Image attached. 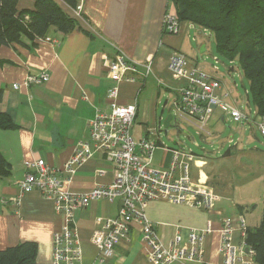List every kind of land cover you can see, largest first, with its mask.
<instances>
[{
    "label": "crops",
    "instance_id": "1",
    "mask_svg": "<svg viewBox=\"0 0 264 264\" xmlns=\"http://www.w3.org/2000/svg\"><path fill=\"white\" fill-rule=\"evenodd\" d=\"M53 1L76 20V28L67 34L50 28L46 37L35 43L24 39L22 43L0 46V110L17 126L0 129V152L11 166L9 176L0 179V250L25 241L36 242V261L41 264H50L52 237L62 224V216L53 211L52 200L38 191L20 193L17 182L24 176L25 161L43 159L52 167H61L71 156L76 142L88 137L89 123L96 110L108 109L107 91L117 88V105L137 102L134 124L135 121L140 124L141 131L137 137L132 134L134 139L147 135L158 140L160 144L155 152L160 154L156 165L152 161V168H166L171 161L170 150L184 147L166 146L161 142L162 130L156 134L164 120L158 113V104L163 91L174 92L176 96L182 85L168 71L167 64L173 51L184 52L185 37L191 28L181 25L176 34L162 32L165 14L175 11L169 0H82L79 14L61 0ZM33 8L34 0H18L17 10ZM117 51L136 67L133 82L110 80L108 60ZM147 61L150 71L146 74ZM43 72L49 75L47 82L23 85L28 76ZM13 84L19 88L13 89ZM192 142L200 147L193 138ZM194 164L201 167L203 162L197 160ZM113 177L112 164L96 153L77 168L73 180L63 189L81 194L98 185H109ZM199 182L209 185L218 196L213 210L152 201L145 209V216L155 225L164 245L176 232L185 235L186 228L202 230L210 221L213 232L204 240L200 264H220L217 232L220 221L225 217L236 220L240 215L245 219L249 205L239 204L226 193L218 192L210 182L209 173H202L194 180ZM119 205L116 199L95 200L76 213L74 227L83 253L79 264L92 263L97 251L90 243V236L105 219L117 216ZM165 205L174 208L175 215ZM247 226L253 225L247 223ZM238 237L236 231L235 243ZM114 252L115 256L103 264H150L138 225L114 247Z\"/></svg>",
    "mask_w": 264,
    "mask_h": 264
},
{
    "label": "built area",
    "instance_id": "2",
    "mask_svg": "<svg viewBox=\"0 0 264 264\" xmlns=\"http://www.w3.org/2000/svg\"><path fill=\"white\" fill-rule=\"evenodd\" d=\"M82 0L74 9L81 11ZM179 23L174 13H166L162 22L164 34H176ZM47 41L49 39H46ZM117 50V48H116ZM214 62L218 59L213 57ZM214 73L218 69L211 65ZM108 75L115 83L133 82L136 72L134 64L117 51L108 60ZM150 71V61L145 66ZM181 87L177 90L172 109L177 118L191 123L197 134H207L206 126L213 111L219 108L233 123L257 126L264 137V116H259L250 107L231 102L230 94L222 90L221 80L205 73L196 64H190L181 51H173L167 64ZM45 72L28 76L23 85H40L47 82ZM18 89V84L12 85ZM117 88L109 89L107 110H96L89 123L88 137L76 142L73 152L61 167L48 165L43 159L24 163V176L17 182L21 194L38 191L44 198L52 200L53 211L62 216V224L52 237L50 264H79L83 253L81 242L74 227L76 213L95 200L119 201L115 218L105 219L99 229L93 230L90 243L97 251L91 264H103L115 256L114 247L128 236L131 228L138 225L141 238L147 248L150 264H200L204 252V240L213 232L208 221L204 229L186 228L185 235L176 232L173 239L164 245L157 236L155 225L145 216V209L152 201H164L206 211L213 210L218 196L207 185L191 183V163L195 154L183 148L171 149L170 164L163 169L152 168L155 150L159 141L147 135L134 139L132 128L137 113V102L119 106L116 104ZM173 118V117H172ZM172 120V119H171ZM224 120V116L221 117ZM156 129V133L160 131ZM100 153L113 166V181L107 186H95L85 193L64 190L71 183L78 167ZM247 224L242 215L236 220L221 219L219 234L220 264H254V251L246 245ZM239 232L238 243L234 233ZM247 249V250H246Z\"/></svg>",
    "mask_w": 264,
    "mask_h": 264
},
{
    "label": "trees",
    "instance_id": "3",
    "mask_svg": "<svg viewBox=\"0 0 264 264\" xmlns=\"http://www.w3.org/2000/svg\"><path fill=\"white\" fill-rule=\"evenodd\" d=\"M61 1L72 9L79 2ZM169 2L175 11L168 12L176 15L179 29L181 25H187L190 29L208 31L213 37L217 53L230 64L238 65L249 83L256 114L264 116V0ZM17 3L18 0H0V46L22 43L24 39L35 43L45 38L50 28L67 34L77 27L76 20L53 0H34L33 10H17ZM245 94L249 101L248 92ZM16 127L9 115L0 110V129L11 130ZM10 172L11 166L0 152V179L8 177ZM262 205L258 224L248 227L246 232L245 242L254 251V264H264V196ZM239 208L244 209L241 206ZM36 254V242L25 241L0 250V264H41L36 261Z\"/></svg>",
    "mask_w": 264,
    "mask_h": 264
},
{
    "label": "rangeland",
    "instance_id": "4",
    "mask_svg": "<svg viewBox=\"0 0 264 264\" xmlns=\"http://www.w3.org/2000/svg\"><path fill=\"white\" fill-rule=\"evenodd\" d=\"M182 50L190 64H196L205 73L221 80L222 90L227 91L231 96L229 101L245 107L249 104L251 110L255 111L248 81L236 63L230 64L217 53L213 37L208 31L200 28L189 29ZM213 57L217 58L218 62L215 63ZM211 65L217 67V73L213 72ZM170 80L175 83L171 78ZM246 91L249 94V101L246 98ZM162 94L158 113L164 117V120L169 114L173 118L166 130L163 128L164 120L161 122V142L169 147L180 146L186 150L192 149L195 158L191 165L197 160L203 162L201 167H196L194 164L195 169L192 174L194 180L199 179L202 173L205 175L209 173L210 182L218 192L226 193L239 204L246 202L249 205L248 212L244 213L245 221L254 226L261 218L264 196V137L257 126L233 123L219 108H216L205 128L207 134L199 136L198 130L191 123L177 118L176 112L172 109L174 92L163 91ZM222 116H224L223 121ZM133 125L132 134L137 137L141 131L140 124L135 121ZM192 138L200 147L194 146ZM159 154L160 151L154 153L153 165L157 164ZM194 180L191 179V183L194 184ZM165 206L175 215L174 208ZM207 224L206 222V226Z\"/></svg>",
    "mask_w": 264,
    "mask_h": 264
},
{
    "label": "water",
    "instance_id": "5",
    "mask_svg": "<svg viewBox=\"0 0 264 264\" xmlns=\"http://www.w3.org/2000/svg\"><path fill=\"white\" fill-rule=\"evenodd\" d=\"M172 119V115L169 114L163 122V128L166 130L170 126V121ZM247 250V249H246Z\"/></svg>",
    "mask_w": 264,
    "mask_h": 264
},
{
    "label": "clouds",
    "instance_id": "6",
    "mask_svg": "<svg viewBox=\"0 0 264 264\" xmlns=\"http://www.w3.org/2000/svg\"><path fill=\"white\" fill-rule=\"evenodd\" d=\"M170 123H171V121H170Z\"/></svg>",
    "mask_w": 264,
    "mask_h": 264
}]
</instances>
